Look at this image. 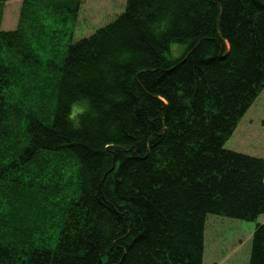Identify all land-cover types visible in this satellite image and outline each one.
I'll return each instance as SVG.
<instances>
[{
  "label": "trees",
  "instance_id": "16d2710c",
  "mask_svg": "<svg viewBox=\"0 0 264 264\" xmlns=\"http://www.w3.org/2000/svg\"><path fill=\"white\" fill-rule=\"evenodd\" d=\"M9 1L0 264H204L209 215H264V159L225 148L264 90V0H127L76 42L83 0H23L4 31Z\"/></svg>",
  "mask_w": 264,
  "mask_h": 264
},
{
  "label": "rangeland",
  "instance_id": "374dc122",
  "mask_svg": "<svg viewBox=\"0 0 264 264\" xmlns=\"http://www.w3.org/2000/svg\"><path fill=\"white\" fill-rule=\"evenodd\" d=\"M126 1L83 0L76 20L69 25L72 28L73 41L89 37L112 22L117 15L124 12ZM22 4L23 0H11L5 4L2 30L13 31L17 28ZM50 27L53 25L50 24ZM49 40L43 45L42 55L45 59L50 57L52 51L58 53L64 46L63 41L54 39L56 46H53L49 44ZM185 50L186 46L174 44L170 57L179 58ZM225 148L264 159V90L239 122ZM257 224H264V215L255 222L209 215L205 228L204 264H249L252 237Z\"/></svg>",
  "mask_w": 264,
  "mask_h": 264
}]
</instances>
